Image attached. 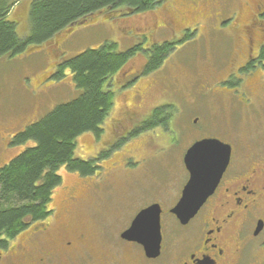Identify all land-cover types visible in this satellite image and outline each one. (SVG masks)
I'll use <instances>...</instances> for the list:
<instances>
[{
	"label": "rangeland",
	"instance_id": "obj_1",
	"mask_svg": "<svg viewBox=\"0 0 264 264\" xmlns=\"http://www.w3.org/2000/svg\"><path fill=\"white\" fill-rule=\"evenodd\" d=\"M30 1L20 0L7 16L19 36L28 32ZM260 3L264 0H160L155 8L128 16H121L128 13L122 6L109 18L96 12L33 49L0 57V166L23 149L9 145L15 133L80 93L67 70L55 75L58 63L106 41L125 50L143 40L148 46L182 39L158 70L132 81L144 61L139 54L114 75V104L102 133L81 134L75 148V156L84 160L107 151L101 169L86 176L64 167L58 171L61 183L53 189L51 208L61 209L68 194L74 199L56 227L84 235V246L98 263L115 256L116 233L136 209L160 201L165 210L175 201L186 180L182 156L194 141L216 137L230 140L237 157L264 154V91L261 97L251 95L245 107L237 103L238 92L219 93L221 86L212 80L221 74L212 67L224 51L245 44L246 24ZM184 27L189 30L181 31ZM259 30L253 29L254 50L264 40V29ZM253 31L248 30L250 36ZM255 70V77L262 74ZM160 106H171L167 125L138 129Z\"/></svg>",
	"mask_w": 264,
	"mask_h": 264
},
{
	"label": "trees",
	"instance_id": "obj_2",
	"mask_svg": "<svg viewBox=\"0 0 264 264\" xmlns=\"http://www.w3.org/2000/svg\"><path fill=\"white\" fill-rule=\"evenodd\" d=\"M20 0H0V57L15 56L33 49L69 24L84 20L96 12H105L106 18L122 6L128 16L155 8L160 0H31L28 10V32L19 36L16 22L7 16ZM117 17V16H116ZM187 37L185 36L184 39ZM180 41L153 42L145 40L125 50L106 41L97 48L63 60L57 64L55 75L67 70L80 93L73 99L57 104L38 120L26 125L9 140L12 147L23 149L0 166V245L14 238L30 221L44 220L51 212L53 189L61 183V167L81 176L93 175L101 169L99 161L108 153L81 159L75 156L77 138L92 133L97 137L113 104L114 75L136 55L143 57L140 75L159 69L164 57ZM258 60L264 72V44ZM166 110V111H165ZM171 106H160L139 123L138 129L167 125ZM136 129L132 133H138ZM117 142L115 146H117ZM111 147V148H114Z\"/></svg>",
	"mask_w": 264,
	"mask_h": 264
},
{
	"label": "flooded vegetation",
	"instance_id": "obj_3",
	"mask_svg": "<svg viewBox=\"0 0 264 264\" xmlns=\"http://www.w3.org/2000/svg\"><path fill=\"white\" fill-rule=\"evenodd\" d=\"M246 25L245 44L224 51L212 67L215 74L218 70L221 74L212 80L221 86L219 93L234 95L236 91L237 103L248 107L251 95L261 97L264 93H261L264 91V72L258 60L264 40L256 50L253 49L256 36L253 29H260L259 34L264 29V4L257 5ZM186 30L189 29H181ZM248 30L253 31L251 36ZM224 34L231 36L228 29ZM256 68L262 71L258 77H255ZM140 73L141 70L132 74V81L138 79ZM242 86L244 90L241 91ZM221 141L230 146L228 163L212 193L186 223H181L170 212L188 179L182 156L186 180L175 201L165 210L160 201H151L136 209L124 229L116 233L117 241L113 246H118L119 252L115 256L98 263L86 250L84 235L67 232L63 225L56 227L67 213L70 200L74 199L68 194L61 209H52L48 216L51 222L45 223L46 219L30 221L14 238L0 245V264H264V154L237 157L233 143ZM153 203H158L161 208V240L159 253L149 257L140 243L122 238L121 233L129 228L141 209ZM164 212L167 213L163 216ZM105 240L112 249V243Z\"/></svg>",
	"mask_w": 264,
	"mask_h": 264
},
{
	"label": "water",
	"instance_id": "obj_4",
	"mask_svg": "<svg viewBox=\"0 0 264 264\" xmlns=\"http://www.w3.org/2000/svg\"><path fill=\"white\" fill-rule=\"evenodd\" d=\"M230 156V146L215 137H205L192 143L183 155L188 179L170 212L186 223L212 193ZM160 212L158 203L141 209L121 237L140 243L146 256L159 253Z\"/></svg>",
	"mask_w": 264,
	"mask_h": 264
}]
</instances>
